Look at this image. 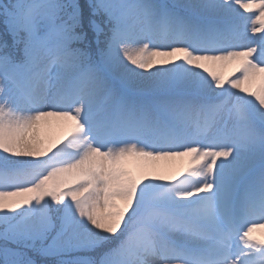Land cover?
Listing matches in <instances>:
<instances>
[{"label":"snow or ice","instance_id":"6c2138e0","mask_svg":"<svg viewBox=\"0 0 264 264\" xmlns=\"http://www.w3.org/2000/svg\"><path fill=\"white\" fill-rule=\"evenodd\" d=\"M0 24V264H264V0Z\"/></svg>","mask_w":264,"mask_h":264},{"label":"rangeland","instance_id":"374dc122","mask_svg":"<svg viewBox=\"0 0 264 264\" xmlns=\"http://www.w3.org/2000/svg\"><path fill=\"white\" fill-rule=\"evenodd\" d=\"M253 234L256 235L258 238H264V228H256Z\"/></svg>","mask_w":264,"mask_h":264},{"label":"trees","instance_id":"16d2710c","mask_svg":"<svg viewBox=\"0 0 264 264\" xmlns=\"http://www.w3.org/2000/svg\"><path fill=\"white\" fill-rule=\"evenodd\" d=\"M8 38L3 30V25L0 24V40Z\"/></svg>","mask_w":264,"mask_h":264}]
</instances>
